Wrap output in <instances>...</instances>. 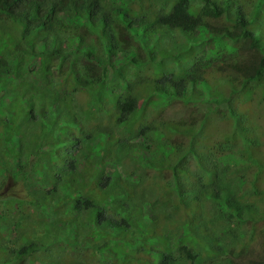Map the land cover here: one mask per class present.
<instances>
[{
	"label": "trees",
	"instance_id": "1",
	"mask_svg": "<svg viewBox=\"0 0 264 264\" xmlns=\"http://www.w3.org/2000/svg\"><path fill=\"white\" fill-rule=\"evenodd\" d=\"M261 109L264 0H0V264H264Z\"/></svg>",
	"mask_w": 264,
	"mask_h": 264
},
{
	"label": "rangeland",
	"instance_id": "2",
	"mask_svg": "<svg viewBox=\"0 0 264 264\" xmlns=\"http://www.w3.org/2000/svg\"><path fill=\"white\" fill-rule=\"evenodd\" d=\"M146 57V59L148 58V56H145ZM171 63V62H170ZM176 66V64H174V63H171V65H170V67H175ZM177 100V99H176ZM178 101H180V100H178ZM201 106L202 105H204L203 107H207V106H209L210 108H213V107H215L213 104H207V103H203V104H200ZM168 110V109H167ZM166 110V111H167ZM167 113H176V112H172L170 109L168 110V112ZM264 109H261V110H259V115H260V118L262 119V120H264ZM178 116H180V115H182L181 113L180 114H178V113H176ZM210 118L213 120V113H210ZM248 118V117H247ZM214 121H218V120H214ZM214 121H212L211 123H210V126H209V131H213V132H216V133H221V134H223V133H226V132H224V131H227L229 128H230V123L229 122H227L226 120H221L220 122H214ZM264 123V122H263ZM260 131H263L264 132V130H260ZM259 133V131H257V134ZM260 136V135H259ZM208 142H211V141H208ZM261 149L263 150V151H261V153H264V145H262V147H261ZM0 151H1V148H0ZM0 157H1V155H0ZM191 165H192V168L195 170L196 168L193 166V160H191ZM1 166V165H0ZM0 169H2V167H0ZM152 170H150V172H151ZM195 171H197V170H195ZM0 175H1V173H0ZM18 180V179H17ZM9 184L10 183H6V184H4V185H2V187H0V226L3 224V223H5V220L7 221L8 219L7 218H9V220L11 219V218H13V219H15V218H17V221L18 220H21V221H23V219L25 220L26 219V215H27V210H26V204H24V201H23V199H20V200H18L17 201V209L16 210H12L11 212H9L8 213V211H7V203L8 202H12L14 199H12V198H14V197H16L15 195H13V194H10V195H8L7 193V190H9L8 189V187H9ZM13 187L14 188H16V189H18V190H23L24 191V189H26V185H24V183H23V181L21 180V179H19V182H17V183H15V184H13ZM16 189H11V192H14V191H16ZM25 193L27 194V190L25 191ZM26 198V197H25ZM5 203V207L3 206V204ZM5 211H6V213H5ZM17 211V212H16ZM35 216L33 217V220H35ZM4 227L6 226L7 227V225H3ZM3 227V229L5 230V228ZM8 228V227H7ZM2 229V230H3ZM1 229H0V233L1 234H5V235H7V234H9V233H11L10 232V229H8V231H2ZM31 230H32V227L29 225H27L24 229H23V231H22V233H24L25 235H29L30 233H31ZM41 233V232H40ZM1 244H0V249H1ZM1 251V250H0ZM1 254H3V252L1 251L0 252ZM41 261L40 260H37L36 261V264L37 263H40Z\"/></svg>",
	"mask_w": 264,
	"mask_h": 264
},
{
	"label": "clouds",
	"instance_id": "3",
	"mask_svg": "<svg viewBox=\"0 0 264 264\" xmlns=\"http://www.w3.org/2000/svg\"><path fill=\"white\" fill-rule=\"evenodd\" d=\"M125 168H128V166H126Z\"/></svg>",
	"mask_w": 264,
	"mask_h": 264
}]
</instances>
